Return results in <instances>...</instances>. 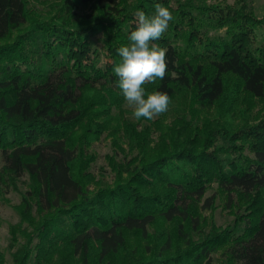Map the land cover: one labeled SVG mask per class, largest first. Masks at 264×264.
<instances>
[{"label": "trees", "instance_id": "obj_1", "mask_svg": "<svg viewBox=\"0 0 264 264\" xmlns=\"http://www.w3.org/2000/svg\"><path fill=\"white\" fill-rule=\"evenodd\" d=\"M156 3L174 17L153 41L167 69L142 87L169 107L134 122L113 68ZM252 3L0 0V185L21 199L13 264H264V16ZM104 134L109 183L90 152ZM218 209L232 224L217 225Z\"/></svg>", "mask_w": 264, "mask_h": 264}, {"label": "clouds", "instance_id": "obj_2", "mask_svg": "<svg viewBox=\"0 0 264 264\" xmlns=\"http://www.w3.org/2000/svg\"><path fill=\"white\" fill-rule=\"evenodd\" d=\"M154 9L151 15L143 11L137 13L136 28L128 37L129 43L117 50L122 62L113 68L118 77V87L129 105L134 106L137 119L152 120L169 107L167 92H153L146 96L142 87L157 78L163 80L167 69L168 49L159 47L153 41L163 37L174 17L170 9L161 3H156Z\"/></svg>", "mask_w": 264, "mask_h": 264}, {"label": "rangeland", "instance_id": "obj_3", "mask_svg": "<svg viewBox=\"0 0 264 264\" xmlns=\"http://www.w3.org/2000/svg\"><path fill=\"white\" fill-rule=\"evenodd\" d=\"M208 3L211 0H207ZM221 1V0H219ZM229 3H233L235 0H226ZM254 13L257 17L261 18L264 16V0H252ZM42 5V7H45ZM45 11L47 10L46 8ZM47 12V11H46ZM48 13L51 15V9H49ZM260 34V32H258ZM99 37L93 38L96 46L98 48L101 47V44L98 42ZM101 59L104 63H110V61L103 56ZM134 106L129 105V103L125 104L123 107V115L125 118L130 119L131 121H136L137 118L134 116ZM113 140L111 136H107L106 134L100 139V141L95 142L92 148L90 149L91 153H94L97 156V160L94 164L93 171L98 177L104 178V183L112 182L114 175L110 171V168L107 165V156H111L115 152V147L113 146ZM123 147L127 150L126 146ZM119 159L123 157V154L119 151ZM2 159L0 155V168L2 167ZM26 179L23 180V182ZM22 190H26V185L19 184ZM21 199L20 195L16 193L11 188H6L3 185H0V252L4 257V264H13V259L11 254L15 252V249H10V241L11 227L16 226L20 222V217L15 210V207L19 205ZM215 221L217 225L226 227L227 225L232 224L233 217L229 216L226 212H222L221 209H218L215 213ZM22 242V241H21Z\"/></svg>", "mask_w": 264, "mask_h": 264}]
</instances>
